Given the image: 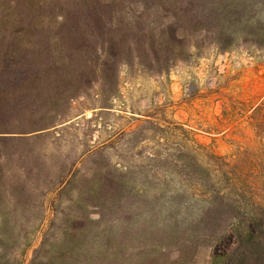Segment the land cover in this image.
<instances>
[{
    "label": "rangeland",
    "instance_id": "1",
    "mask_svg": "<svg viewBox=\"0 0 264 264\" xmlns=\"http://www.w3.org/2000/svg\"><path fill=\"white\" fill-rule=\"evenodd\" d=\"M177 51L184 59L160 75L124 67L107 108L74 104L77 117L60 129L26 142L13 157L1 150L0 243L7 242V215L24 216L10 211L7 158L32 179L53 162L59 178L51 185L72 180L56 212L48 208L53 196L47 197L40 231L54 215H83L64 208L75 206L89 178L111 172L124 195L99 224L120 235L123 264H213L214 242L232 218L255 212L250 202L264 206V50L220 52L210 34L197 33ZM88 212L99 218L97 208ZM21 230L8 225L19 235L17 250ZM40 242L39 232L14 264H29Z\"/></svg>",
    "mask_w": 264,
    "mask_h": 264
},
{
    "label": "trees",
    "instance_id": "2",
    "mask_svg": "<svg viewBox=\"0 0 264 264\" xmlns=\"http://www.w3.org/2000/svg\"><path fill=\"white\" fill-rule=\"evenodd\" d=\"M155 12L158 16L150 18ZM197 33L210 34L220 52L237 47L263 51L264 0H0V152L6 149L13 157L26 142L60 129L77 117L74 104L107 108L124 67L160 75L173 60L184 59L177 49L184 51ZM9 162L10 211L24 216L7 215L0 262L19 263L40 232L29 264H123L120 235L99 224L114 214L124 195L116 174L89 178L75 206L64 208L84 214L54 215L40 231L47 197L53 196L48 208L56 212L72 179L53 186L59 178L53 176L55 163L38 167L32 179L25 167L19 173ZM250 204L255 212L239 213L215 240L213 264H264V206ZM92 207L98 219L89 218ZM8 225L22 229L18 250L19 235Z\"/></svg>",
    "mask_w": 264,
    "mask_h": 264
}]
</instances>
